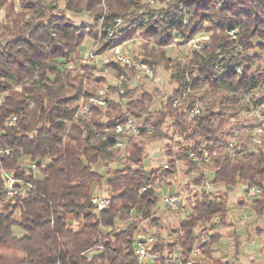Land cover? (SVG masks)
<instances>
[{
	"label": "clouds",
	"instance_id": "1",
	"mask_svg": "<svg viewBox=\"0 0 264 264\" xmlns=\"http://www.w3.org/2000/svg\"><path fill=\"white\" fill-rule=\"evenodd\" d=\"M225 261L264 264V0H0V264Z\"/></svg>",
	"mask_w": 264,
	"mask_h": 264
},
{
	"label": "trees",
	"instance_id": "2",
	"mask_svg": "<svg viewBox=\"0 0 264 264\" xmlns=\"http://www.w3.org/2000/svg\"><path fill=\"white\" fill-rule=\"evenodd\" d=\"M213 235H215V233ZM225 264H227V261H225Z\"/></svg>",
	"mask_w": 264,
	"mask_h": 264
}]
</instances>
